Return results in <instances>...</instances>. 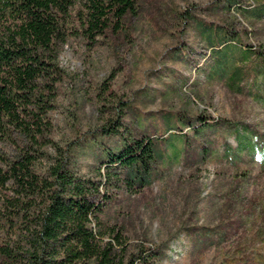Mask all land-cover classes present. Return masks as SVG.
<instances>
[{"label":"rangeland","instance_id":"374dc122","mask_svg":"<svg viewBox=\"0 0 264 264\" xmlns=\"http://www.w3.org/2000/svg\"><path fill=\"white\" fill-rule=\"evenodd\" d=\"M140 3L130 37L99 36L88 46L74 36L60 46L68 77L48 112L52 136L70 146L77 173L98 185L105 219L123 226L129 251L150 245L161 253L156 264H192L193 256L199 264H264V0ZM187 8L195 16L184 19ZM224 35L233 38L226 73L214 52ZM234 67L236 84L227 78ZM112 70L114 94L97 95ZM116 110L119 132H101ZM141 130L162 137L150 183L136 191L103 184L107 167L112 183L125 172L121 163L106 166L104 155ZM50 161L42 158L40 168Z\"/></svg>","mask_w":264,"mask_h":264},{"label":"trees","instance_id":"16d2710c","mask_svg":"<svg viewBox=\"0 0 264 264\" xmlns=\"http://www.w3.org/2000/svg\"><path fill=\"white\" fill-rule=\"evenodd\" d=\"M140 5V0H0V264H156L161 258L158 249L145 243L129 251L123 226L105 219V202L99 201L103 194L90 178L77 173L70 146L53 138L48 116L59 83L68 77L58 62L60 46L74 36L88 46L99 36L130 37L128 21ZM181 14L184 19L195 16L191 8ZM198 25L210 38V26ZM231 39L224 35L214 51L216 69L222 73ZM248 45L245 52L252 48ZM113 74L101 81L97 95L114 94ZM227 75L236 84L238 67ZM99 99L105 105L104 97ZM122 102L117 98L115 106ZM121 118L116 110L115 118L98 129L118 133ZM170 129L174 127L165 131ZM160 134L141 130L131 138L123 135L122 148L104 156L106 166L121 163L124 175L112 183L107 167L103 184L133 191L147 186L158 161ZM48 146L56 155H49ZM48 157L51 161L40 168L41 159ZM201 235L199 242H205L207 236Z\"/></svg>","mask_w":264,"mask_h":264}]
</instances>
